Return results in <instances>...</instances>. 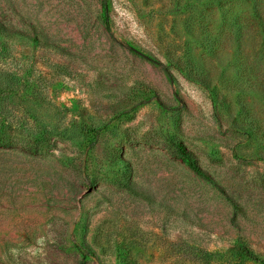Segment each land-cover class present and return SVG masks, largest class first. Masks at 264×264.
<instances>
[{
  "label": "rangeland",
  "instance_id": "obj_1",
  "mask_svg": "<svg viewBox=\"0 0 264 264\" xmlns=\"http://www.w3.org/2000/svg\"><path fill=\"white\" fill-rule=\"evenodd\" d=\"M213 1L0 0V264H264V104L194 80L264 0Z\"/></svg>",
  "mask_w": 264,
  "mask_h": 264
},
{
  "label": "trees",
  "instance_id": "obj_2",
  "mask_svg": "<svg viewBox=\"0 0 264 264\" xmlns=\"http://www.w3.org/2000/svg\"><path fill=\"white\" fill-rule=\"evenodd\" d=\"M217 1L214 0L213 2ZM217 5L218 8H221L217 21L211 15L207 16V14H204L202 17L200 16V20L206 22L207 27L210 26L212 30L208 35H202V41L198 38L197 42L199 46L208 48V50L206 48L204 50L214 64L209 65L211 68L209 70H205L204 67H200L199 65V74L194 76V80L211 91L213 98L218 102L220 101V103H223V99H225L223 94L220 95L221 91H227V95H234V97H239V95L242 97H257L264 104V63L260 61L263 58L262 51L264 46V30H262L264 22H262L259 15L261 9L255 5V10L253 9V21L247 20L249 29L248 31H244L243 26L238 22L240 20H229L227 18L228 8H226L225 3L219 2ZM206 17H208V21L205 19ZM209 17H212V19L210 20ZM103 24L106 30L109 31L107 7L105 5H103ZM6 31L0 23V34L8 35L9 32L7 33ZM226 31L231 33L227 38L224 37ZM225 39L229 52L221 57L220 52L224 50L222 47L224 46ZM203 43H206V45ZM190 62L186 63L188 66L190 65V73H196L198 68L197 63ZM227 88L229 90H226ZM132 118L133 116H125L127 120H131ZM242 132L247 137L254 138L256 142L260 140L264 142V129H262L258 137H254V134L250 131ZM24 142L20 140L17 144L23 146L26 143ZM6 147H11V145L1 135L0 148ZM177 149L181 161L187 165L194 175L204 181H212L210 176L198 165L192 153L180 146H177ZM80 250L87 256H90V253L86 250H82V248ZM252 258L255 259L254 261H259L263 264L261 260L255 257Z\"/></svg>",
  "mask_w": 264,
  "mask_h": 264
}]
</instances>
